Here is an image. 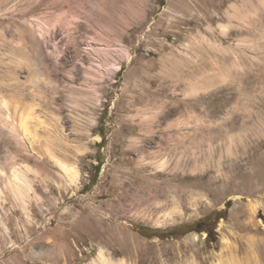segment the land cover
Segmentation results:
<instances>
[{"label": "rangeland", "instance_id": "1", "mask_svg": "<svg viewBox=\"0 0 264 264\" xmlns=\"http://www.w3.org/2000/svg\"><path fill=\"white\" fill-rule=\"evenodd\" d=\"M100 252L264 264V0H0V264Z\"/></svg>", "mask_w": 264, "mask_h": 264}, {"label": "bare ground", "instance_id": "2", "mask_svg": "<svg viewBox=\"0 0 264 264\" xmlns=\"http://www.w3.org/2000/svg\"><path fill=\"white\" fill-rule=\"evenodd\" d=\"M213 73V72H212ZM210 74V73H209ZM214 74V73H213ZM218 74V75H217ZM203 75H205V74H203ZM216 75L219 77V78H221V79H225L226 78V74L225 73H221V72H219V73H217L216 72ZM215 75V76H216ZM203 78V77H202ZM189 80V79H188ZM206 82H208V81H206ZM192 83H193V86H191V91H195V89H196V85H197V83H198V80H196V81H193L192 80ZM18 176V175H17ZM105 253V252H104ZM106 255V254H105ZM104 254H103V252H100V254H99V260L97 259V261H95V263L94 264H111V261H110V259L108 258V257H106Z\"/></svg>", "mask_w": 264, "mask_h": 264}, {"label": "trees", "instance_id": "3", "mask_svg": "<svg viewBox=\"0 0 264 264\" xmlns=\"http://www.w3.org/2000/svg\"><path fill=\"white\" fill-rule=\"evenodd\" d=\"M182 227H183V226H182ZM179 228H180V227H179ZM179 228H174V229H172L171 234L179 235V233H176V231L181 230V229H179ZM210 234H211V233H209V236H210Z\"/></svg>", "mask_w": 264, "mask_h": 264}]
</instances>
